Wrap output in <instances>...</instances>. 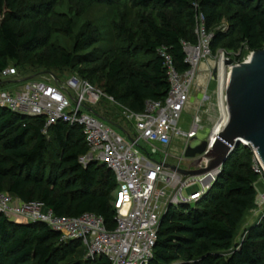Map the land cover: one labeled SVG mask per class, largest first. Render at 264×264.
I'll return each instance as SVG.
<instances>
[{
    "label": "trees",
    "instance_id": "trees-1",
    "mask_svg": "<svg viewBox=\"0 0 264 264\" xmlns=\"http://www.w3.org/2000/svg\"><path fill=\"white\" fill-rule=\"evenodd\" d=\"M57 1L48 0L39 8L50 13ZM85 1L101 5L115 2ZM223 2L134 0L137 6L152 5L159 12L158 22L146 20L141 33L143 49L154 58L134 69L124 68L119 59L107 60L105 70L111 85L105 93L137 113L144 110L147 101L164 100L170 81L160 51L166 48L179 73L188 71L183 42H192L198 12L205 14L207 30L212 32ZM18 4L19 0H0V75L11 61L29 63L49 45L50 31H44L39 22L25 26ZM235 4L239 11L233 30L250 50L264 49V0H237ZM123 31L130 41L135 40L134 35ZM90 37L74 48L75 57L57 52L44 62L56 70L90 62L93 55L79 54ZM227 39L226 34L213 32L212 52L224 46ZM229 47L234 48V42L230 41ZM44 124V117L29 118L0 107V194L8 190L23 202L39 200L59 217L96 214L104 219L109 231L115 230L114 172L96 162L80 164L89 150L82 126L59 122L44 135ZM259 178L253 169L252 151L237 147L211 191L195 205L171 208L163 217L151 264H264V217L250 227L242 242L236 243L242 219L257 208ZM81 250L85 248L80 242L62 241L61 234L47 224L15 222L0 214V264H66L79 258ZM71 264L111 262L102 255Z\"/></svg>",
    "mask_w": 264,
    "mask_h": 264
},
{
    "label": "built area",
    "instance_id": "built-area-1",
    "mask_svg": "<svg viewBox=\"0 0 264 264\" xmlns=\"http://www.w3.org/2000/svg\"><path fill=\"white\" fill-rule=\"evenodd\" d=\"M195 33L197 43L183 42L188 71L179 73L166 48L160 51L168 69L169 93L164 100L147 101L144 110L139 113L120 105L113 97L76 76L53 85L28 82L20 90L0 95V107L29 118L44 117V135H48L50 128L59 122L83 127L89 150L80 158V164H104L116 176L117 188L112 202L116 211L115 230L109 231L104 219L96 214L59 217L41 202L36 205L35 202L21 200L15 205L20 207L12 208L13 197L9 198L4 193L0 194V214L15 222L49 225L61 234L62 241L80 242L85 248L86 260L103 255L111 264H151L163 217L171 208L198 203L212 190L224 169L198 177H185L165 166L170 164L184 170L206 168L208 160L205 155L213 149L216 137L228 121L226 85L230 69L226 85L220 72L215 81L218 117L205 140L208 150L195 159L185 157L187 148L192 147L191 141L197 139L203 127L199 114L187 132L179 128V123L194 93L196 80L200 76V64L210 55L213 38V34L207 30L206 16L201 11L196 16ZM220 59L225 62L229 58L223 53ZM240 63L233 62L234 65ZM208 73L212 77L213 70H208ZM13 74L14 70L8 67L0 77L8 78ZM102 99L123 108L127 121L134 126V134L118 132L114 123L92 111L91 106ZM208 99L209 93L205 92L202 100ZM179 140L184 142V150L174 153L173 145ZM237 147L252 151L253 169L264 180V166L254 147L245 140H241L236 147L231 146L235 150ZM197 161L200 162L195 165ZM256 206L254 212L263 218V193H258Z\"/></svg>",
    "mask_w": 264,
    "mask_h": 264
},
{
    "label": "rangeland",
    "instance_id": "rangeland-1",
    "mask_svg": "<svg viewBox=\"0 0 264 264\" xmlns=\"http://www.w3.org/2000/svg\"><path fill=\"white\" fill-rule=\"evenodd\" d=\"M48 0H19L18 10L24 13L25 26H31L36 22L44 26V31H50V40L47 48L38 51L34 59L29 63L11 61L9 67L14 70V74L8 78L0 77V95L13 93L20 90L28 82H43L53 85L57 81L67 82L70 78L76 76L82 81H87L96 89L105 92L111 85L105 70L107 60L113 61L119 59L124 68L134 69L144 62L152 60L154 57L143 49L141 39L142 30L145 27L146 20L158 22V10L152 5L137 6L134 0H115L112 5L90 4L85 0H58L52 7L50 13L40 10L39 5ZM198 2L201 0H190ZM237 0H224L219 9L220 19L217 22L213 32H222L228 36L224 46L218 48L215 52L210 50L208 58L200 64V76L196 80L194 93L187 110L183 113L179 128L185 132L189 131L194 123V118L199 114L201 118L202 130L198 132L197 139L191 141V146L195 147L205 141L213 127V123L218 117L216 111L215 90L217 83L209 76L208 70H213L219 62L221 54L225 53L232 62H245L254 52L241 41V36L237 30H233L235 15L239 11ZM257 0H251L256 3ZM39 9V13L36 10ZM37 14V15H35ZM1 19V16H0ZM68 23L72 26L69 27ZM123 30H127L136 38L132 42ZM194 38L192 43H197L198 38L195 31L192 30ZM90 37V42L85 44L86 49L81 51L80 55H93L92 60L83 63L74 64L71 67H63L60 70L50 68L44 62L45 58L65 52L75 57L74 48L84 38ZM230 41L234 42L235 47L230 48ZM209 93V99L203 101L204 93ZM98 116L111 121L118 128L120 133L126 131L134 134V126L127 121L123 108L117 103L102 99L97 105L91 106ZM174 153H181L184 150V142L179 140L173 145ZM171 162V161H170ZM9 183H7L8 186ZM258 193L264 194V180L259 178L256 183ZM5 196L13 197L12 208L19 198L13 196L6 190ZM38 205L39 200L33 201ZM29 203V202H28ZM262 219V215L256 212H248L241 221V225L236 238V243L242 242L251 226ZM13 221H15L13 219ZM82 255L79 258L71 259L66 264L75 263V261L85 262L86 251L81 250Z\"/></svg>",
    "mask_w": 264,
    "mask_h": 264
},
{
    "label": "water",
    "instance_id": "water-1",
    "mask_svg": "<svg viewBox=\"0 0 264 264\" xmlns=\"http://www.w3.org/2000/svg\"><path fill=\"white\" fill-rule=\"evenodd\" d=\"M230 69L226 85L228 121L223 131L216 137L213 149L205 155L208 166L198 170H184L166 164L167 168L188 177H198L211 171L224 168L241 140L248 141L256 150L264 166V49L254 51L250 58L234 65L228 59L224 62ZM219 66L214 67L212 80L218 79ZM208 150V142L188 147L187 159H195ZM197 161L195 165H198Z\"/></svg>",
    "mask_w": 264,
    "mask_h": 264
},
{
    "label": "bare ground",
    "instance_id": "bare-ground-1",
    "mask_svg": "<svg viewBox=\"0 0 264 264\" xmlns=\"http://www.w3.org/2000/svg\"><path fill=\"white\" fill-rule=\"evenodd\" d=\"M217 64L219 66V72L221 74V77H222V75H224L223 82H224V85H226L229 68L226 67V65L224 64V60H222V59H220L219 63H217ZM217 64H216V66H217Z\"/></svg>",
    "mask_w": 264,
    "mask_h": 264
}]
</instances>
